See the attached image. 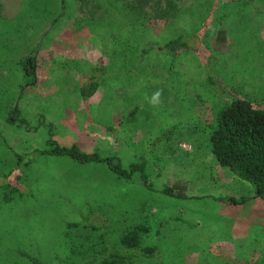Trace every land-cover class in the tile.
Here are the masks:
<instances>
[{"label":"rangeland","instance_id":"rangeland-1","mask_svg":"<svg viewBox=\"0 0 264 264\" xmlns=\"http://www.w3.org/2000/svg\"><path fill=\"white\" fill-rule=\"evenodd\" d=\"M41 1L0 0V182L19 191L9 202L0 193V264L84 262L88 252L79 243H93L96 232L68 224L82 221L88 208L108 217L112 242L126 225L145 224L141 244L155 245L163 264H221L217 252L264 264V200L231 205L216 199L250 196L251 188L208 150V127L221 99L206 85L198 58L140 53L145 44H162L186 30L203 0H153L152 12L133 9L131 0H112V6L69 0L55 27L60 11L51 16L54 5ZM215 1L222 8L213 17L221 19L226 44L213 51L208 34L202 54L227 88L258 100L264 94V0ZM164 10L167 19L156 16ZM26 53L35 56L37 83L16 100L15 60ZM92 66L98 87L81 102L77 85ZM157 89L162 103L153 106L147 97ZM15 100L28 126L4 121ZM47 124L59 145L115 153L123 166L143 157L155 189H145L135 173L123 181L101 165L30 154L46 148ZM15 152L28 153L18 172ZM171 183L204 197L174 200L157 192Z\"/></svg>","mask_w":264,"mask_h":264},{"label":"trees","instance_id":"trees-1","mask_svg":"<svg viewBox=\"0 0 264 264\" xmlns=\"http://www.w3.org/2000/svg\"><path fill=\"white\" fill-rule=\"evenodd\" d=\"M48 1V2H47ZM46 6L54 5V12L51 16L60 11L58 16L54 15L51 26H57L64 11L70 8L69 0H42ZM108 6H112V0H105ZM153 0H131L133 9H141L147 6L153 11ZM204 8L198 12L194 21H189L186 30L179 32L173 38L165 40L162 44H145L141 54L154 50L163 55L168 54L175 57L180 52H189L198 58L202 68L204 80L207 86L214 90L221 101L215 105L211 116V123L207 131V147L211 152L214 161L221 167L226 168L238 180L245 182L251 188L250 196H219L217 200L231 205H244L248 200H264V94L258 100H253L241 93H237L232 88H227L221 80L210 71L208 59L202 54L203 38L212 34L211 47L213 51H219L226 44V31L220 26L221 19H214L213 15L222 6L215 0H203ZM201 5V6H202ZM29 11L39 10L35 5L25 4ZM161 10V9H160ZM159 10V12H160ZM171 9L169 13H173ZM157 17L167 19L170 14L162 11ZM216 16V15H215ZM15 67L18 72L16 100L20 99L23 91L33 88L37 83V65L35 56L32 53L21 55L15 60ZM96 67L92 66L88 70L87 81H82L77 85V93L81 102H87L95 93L98 87V80L94 75ZM14 104L7 111L4 121L7 124L28 126L26 120L20 115L19 109ZM47 137L45 139L46 148L34 149L30 154L47 156L49 158L66 157L77 164H97L103 166L109 174L119 180H127L132 174H136L145 189L153 191L155 188L147 178L146 163L143 157L129 162L123 166L119 157L115 154L104 155L97 150L84 152L74 144L63 146L57 144L52 138L51 125L47 124ZM110 131L109 128H106ZM16 172L23 169L26 164L28 153L15 152ZM6 175V174H5ZM164 197L174 200H197L204 197L186 194L183 184L171 183L156 188ZM17 191V192H16ZM19 191L11 183L0 182L1 199L9 202L14 194ZM223 202V201H222ZM97 213L96 216H92ZM91 216L93 218H91ZM180 223L186 221L174 218ZM188 224V223H186ZM162 225V222H160ZM70 227L82 228L89 232H96L93 243L82 242L79 246L88 252V258L80 264H133L137 258L150 259L153 264H163L157 253L155 245L145 246L141 244L142 235L148 231V227L143 223H131L119 230V234L112 242L108 229V217L95 208H88L82 221L77 224H68ZM70 245V243H69ZM68 245V246H69ZM74 245V244H73ZM221 264H247L246 261L228 257L221 252L213 253ZM33 264H44L36 259L31 260ZM60 264V263H58Z\"/></svg>","mask_w":264,"mask_h":264},{"label":"clouds","instance_id":"clouds-1","mask_svg":"<svg viewBox=\"0 0 264 264\" xmlns=\"http://www.w3.org/2000/svg\"><path fill=\"white\" fill-rule=\"evenodd\" d=\"M162 94H163L162 90L157 89L155 92L152 93L150 97H147L148 102L153 106H159L162 103L161 100Z\"/></svg>","mask_w":264,"mask_h":264}]
</instances>
